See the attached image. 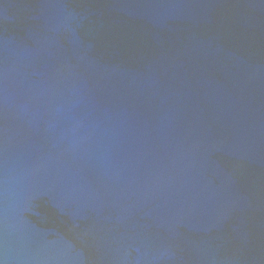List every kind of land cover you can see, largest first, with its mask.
Instances as JSON below:
<instances>
[{"label":"water","instance_id":"obj_1","mask_svg":"<svg viewBox=\"0 0 264 264\" xmlns=\"http://www.w3.org/2000/svg\"><path fill=\"white\" fill-rule=\"evenodd\" d=\"M0 264H264V0H0Z\"/></svg>","mask_w":264,"mask_h":264}]
</instances>
